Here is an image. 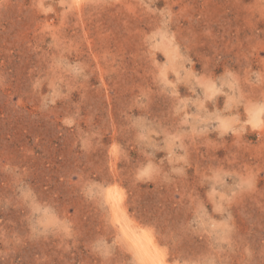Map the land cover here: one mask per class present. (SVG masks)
Masks as SVG:
<instances>
[{
    "label": "rangeland",
    "instance_id": "1",
    "mask_svg": "<svg viewBox=\"0 0 264 264\" xmlns=\"http://www.w3.org/2000/svg\"><path fill=\"white\" fill-rule=\"evenodd\" d=\"M0 264H264V0H0Z\"/></svg>",
    "mask_w": 264,
    "mask_h": 264
},
{
    "label": "bare ground",
    "instance_id": "2",
    "mask_svg": "<svg viewBox=\"0 0 264 264\" xmlns=\"http://www.w3.org/2000/svg\"><path fill=\"white\" fill-rule=\"evenodd\" d=\"M143 244H145V243H143ZM143 250V249H142ZM161 262V261H160Z\"/></svg>",
    "mask_w": 264,
    "mask_h": 264
}]
</instances>
